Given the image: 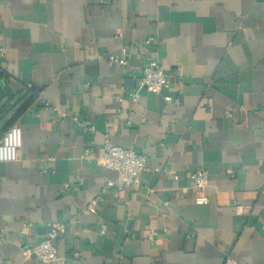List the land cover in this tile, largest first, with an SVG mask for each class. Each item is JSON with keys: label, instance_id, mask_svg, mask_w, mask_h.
<instances>
[{"label": "crops", "instance_id": "crops-1", "mask_svg": "<svg viewBox=\"0 0 264 264\" xmlns=\"http://www.w3.org/2000/svg\"><path fill=\"white\" fill-rule=\"evenodd\" d=\"M122 47L184 77L135 101L138 72L107 60ZM0 49V129L36 94L0 162V264H46L23 250L50 222L71 264H264V0H0ZM106 138L149 155L139 181L106 187Z\"/></svg>", "mask_w": 264, "mask_h": 264}, {"label": "built area", "instance_id": "built-area-1", "mask_svg": "<svg viewBox=\"0 0 264 264\" xmlns=\"http://www.w3.org/2000/svg\"><path fill=\"white\" fill-rule=\"evenodd\" d=\"M123 33H119L116 39H120ZM155 42L153 36L147 37L143 43L137 46V50L140 54L145 55L150 51V47ZM1 50V49H0ZM132 52L126 47H122L120 53H111L107 55L108 62L118 64L124 68H127L130 72H138V84L137 90L130 93V96L138 101L141 91L147 89L156 94L163 95V93L170 89L171 78L181 79L184 77V73L181 68H177L173 73H169L165 70L163 65L159 62L158 58L153 57L152 54L148 57V60L144 64L134 65L132 63ZM167 101H173V97L170 95L164 96ZM122 100V97H120ZM174 101H179L175 99ZM57 112H60L62 116H67L69 113L60 111L55 108ZM91 130L94 127L91 126ZM23 146V129L20 124L14 123L11 125L0 137V162H12L19 159L20 151ZM103 165L117 171V181L109 180L106 183V187H112L115 183H122L125 185H131L134 182L140 180L141 175L147 170L150 160L149 155L145 153L137 152L133 149L125 148L113 144V142L106 138L103 147ZM91 150L87 148L84 155H89ZM176 180L179 179L178 175H175ZM192 185L199 189H204L209 184V173L206 169L198 168L188 174ZM101 200V195L89 201L87 208L91 211H96V208ZM209 202L207 195H201L196 198V203L206 204ZM236 210L238 213L244 212L243 205H237ZM29 225H24V229ZM66 232V224L62 222H50L47 224L46 237L34 245L23 250V256L30 258L32 255H36L40 261L46 264H71L66 255L59 254L58 240L63 237ZM78 255V253H75ZM225 264H240L238 260L230 252L226 253Z\"/></svg>", "mask_w": 264, "mask_h": 264}, {"label": "trees", "instance_id": "trees-1", "mask_svg": "<svg viewBox=\"0 0 264 264\" xmlns=\"http://www.w3.org/2000/svg\"><path fill=\"white\" fill-rule=\"evenodd\" d=\"M6 93V92H5ZM3 95H0V97ZM36 98V94H32L28 97V99L24 102V104L16 111V113L14 114V116L12 117L11 120H9L8 123H6L1 129H0V137L2 136V134L11 126L13 125V121L15 120V118L17 116H19V114H21L22 112H24L34 101ZM5 106L1 109L0 112L5 111Z\"/></svg>", "mask_w": 264, "mask_h": 264}, {"label": "water", "instance_id": "water-1", "mask_svg": "<svg viewBox=\"0 0 264 264\" xmlns=\"http://www.w3.org/2000/svg\"><path fill=\"white\" fill-rule=\"evenodd\" d=\"M6 84L2 81V79L0 78V87H5Z\"/></svg>", "mask_w": 264, "mask_h": 264}]
</instances>
